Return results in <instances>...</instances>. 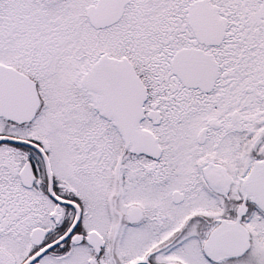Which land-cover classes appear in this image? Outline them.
Instances as JSON below:
<instances>
[{"label": "snow or ice", "instance_id": "1", "mask_svg": "<svg viewBox=\"0 0 264 264\" xmlns=\"http://www.w3.org/2000/svg\"><path fill=\"white\" fill-rule=\"evenodd\" d=\"M0 264H264V0H0Z\"/></svg>", "mask_w": 264, "mask_h": 264}]
</instances>
